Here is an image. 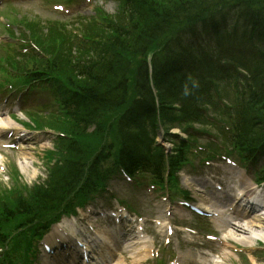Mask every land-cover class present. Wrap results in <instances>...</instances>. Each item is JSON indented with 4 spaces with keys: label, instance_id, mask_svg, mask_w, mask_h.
I'll return each instance as SVG.
<instances>
[{
    "label": "trees",
    "instance_id": "16d2710c",
    "mask_svg": "<svg viewBox=\"0 0 264 264\" xmlns=\"http://www.w3.org/2000/svg\"><path fill=\"white\" fill-rule=\"evenodd\" d=\"M121 7L124 21L103 20L110 34L95 38L94 53L65 78L56 77L52 59L31 56L21 65L46 81L61 109L53 126L64 135L63 159L26 195L12 183L13 199L0 201V232L13 222H46L48 213L95 192L118 166L163 183L180 168L186 143L177 140L168 155L157 131L203 122L227 85L237 92L224 112L232 149L249 161L264 150V0H121Z\"/></svg>",
    "mask_w": 264,
    "mask_h": 264
},
{
    "label": "rangeland",
    "instance_id": "374dc122",
    "mask_svg": "<svg viewBox=\"0 0 264 264\" xmlns=\"http://www.w3.org/2000/svg\"><path fill=\"white\" fill-rule=\"evenodd\" d=\"M72 1L0 0V85L12 84L20 88H23V85H28L27 82L24 83L21 77L22 74H20L24 72L21 65L28 62L29 55L23 51L28 42L29 44L32 43L37 49L34 58L54 60L58 65L57 76H55L65 78L77 60L84 62L88 57L89 50L82 52L83 48L80 41L88 38L98 39L102 35L105 37V35L110 34L100 23L102 17H106L105 20L110 19L115 22L124 21L125 17L120 7L121 2L118 0H90L87 2L76 0L72 4L78 3L80 6L75 7L74 14H61L62 9L60 7H64ZM14 91L4 94L5 96L9 95L10 101L6 110H2L3 102H1L0 113L15 110L10 112L13 127H20L17 123H21L23 125L22 128L20 127L21 132L23 129L22 133L26 137L20 143L22 146L18 150L10 148H4L3 150L0 146V201L6 198L9 202L13 199L15 191L10 186V182L20 186L21 191L19 190V194L25 195L33 183L45 178L50 164L61 160V146L55 143L54 137L56 135L54 134L57 132L61 134L62 131L60 128L56 129L53 126L57 123L60 114L57 113L59 107L53 96L36 91V94L26 96L16 106L17 94ZM211 116L213 120H210L207 124L193 125L190 128L193 133L205 131V133L210 134L199 135L200 138L198 135L190 137V141L194 143L193 147L196 150H199L201 145H206L211 137H215L212 149L216 150L220 146L227 147V143L218 128L220 125L218 121L222 120L220 111H212ZM2 117L6 116L3 115ZM35 118L37 119L36 123ZM38 128H41V130H36ZM170 132H174V129ZM178 133L183 137L185 136L182 132ZM110 134L114 137L113 129ZM96 137L98 136L96 135ZM195 137L196 141L194 142ZM92 140L89 142L90 145L94 142L97 143L96 138H92ZM157 140L165 150H172L175 147L173 134L161 135ZM186 157L190 165H193L192 168H188V165L181 167L180 172L176 175L177 177L169 179L162 189L152 188L148 191V184L144 178L136 177L134 182L130 183V181L121 178L120 175H116L109 183L110 188L107 194H103L101 198L96 199L95 204L103 205L102 208L117 207L118 198L135 209L139 216L145 220L146 240L151 243V249H153L151 252V249H149L151 245L146 247L149 252L145 253L147 256L144 258H142L141 251L134 254L127 251L122 256H114V252L110 251L111 259H109V262L111 261V264H174L178 260L177 256L184 258V260L188 258L186 256H190L201 263L211 262V258H214L217 260L213 259L215 262H221V264H264L263 239L253 238L248 241L246 239L248 235L245 236V239L237 236L238 242L231 240L227 244V248L223 247V244L209 241L203 235L214 232L216 237L224 239L228 232L223 233L214 227L211 220L219 221L222 218H227L226 215L221 218L211 217V222H209L206 219L209 217L203 218L194 211L191 212L189 209L181 207L180 202L183 199L180 194L189 195L192 201L198 204L201 201L212 204V201L217 199H215V194L211 193V182L226 181L227 174H229L221 168L215 170V168L208 167V165H203V168L199 169L201 157L191 147L187 148ZM233 158L240 163L237 158ZM111 164L112 162L108 161L103 167H110ZM202 164H204V161ZM248 167L246 173L244 170L235 172L238 178L244 179L246 177L249 181H246L247 184L257 178L256 167H254V174L253 167ZM10 188L13 192L9 195H2ZM166 208L171 209L170 215L167 216L171 223L178 226L188 225L194 227L197 230V235L189 232L182 233L181 231L178 235L177 230L171 235L170 243L167 244L165 230L163 231L160 228L159 232L156 225L149 220L161 222L162 219H168L165 218ZM96 209L99 208L91 207L90 212L85 211V214L88 215L85 221L95 225L93 221L97 220V229L99 225L106 228V226H109L107 222L103 223L102 220L94 217L96 215L92 212ZM246 222L257 226L255 227L256 230L264 233V220L248 218ZM11 224H14V222L6 226L8 242L0 248V264H21L23 259L28 258L27 254L23 253L24 246L20 248L17 246L23 232L14 239L16 234H9ZM103 228H99V230ZM203 243L205 245H202ZM223 249H225V253L221 254ZM138 253H140L138 258L143 261L133 262L131 257L136 256ZM8 254H11L9 258H7ZM187 264H193V262L190 261Z\"/></svg>",
    "mask_w": 264,
    "mask_h": 264
},
{
    "label": "bare ground",
    "instance_id": "6f19581e",
    "mask_svg": "<svg viewBox=\"0 0 264 264\" xmlns=\"http://www.w3.org/2000/svg\"><path fill=\"white\" fill-rule=\"evenodd\" d=\"M168 39H169L168 37L165 38V40H168ZM11 123L12 122L10 121V119L0 117V133L2 132L1 130H3L5 127L10 126ZM91 132H93V131H91ZM164 134L166 136H168V131L165 130L164 128L160 127L159 131H157V136L161 137V135H164ZM93 159L94 158H92L91 162L93 161ZM241 182H243V181L241 180ZM212 202H211L212 204H210L209 202L201 201V203H199V206H201L204 209H207L206 211H208L211 207H213V209H211V210L218 211V213H219V214H217V217H220V214L222 215V213H223L221 210L222 208L226 207L227 209H230V206H228V204L226 202H218L215 200ZM208 204L211 206H209ZM219 208H220V210H219ZM243 218H244V216H237L233 222H230L228 224H223L220 222L215 223V221L212 220V222L214 223L216 228L222 229L223 233L228 232L227 235H225V238L223 239V247H226L227 244H229L231 242V240H236V242H238L236 239L237 236L242 237L244 239L247 237L246 239H248V241H250L249 239H253V238H261L264 240V233L260 230H256L255 227H257V226H255L253 224H249V223H244ZM246 235H248V236H246ZM133 250H135V248H133ZM224 251H225V249H223V252L221 254H224L225 253ZM143 252H144V254H143L142 258L147 256V254H145L146 248L143 250ZM139 255L140 254H137L136 256L131 257L132 261L138 262V263L142 262L143 260H141V258H138V257H140ZM186 257H188V258L185 260H184V258L179 257L178 258V261H179L178 264H187L190 261L193 262V264H208L209 263V262L208 263H203V262L201 263L199 261H195L190 256H186ZM214 260L217 261L216 259H214ZM215 261H214V263H209V264H219V263L221 264V262H215ZM139 264H141V263H139Z\"/></svg>",
    "mask_w": 264,
    "mask_h": 264
}]
</instances>
